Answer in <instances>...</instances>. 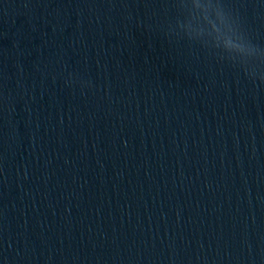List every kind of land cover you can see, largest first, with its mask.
Instances as JSON below:
<instances>
[{"label": "water", "instance_id": "obj_1", "mask_svg": "<svg viewBox=\"0 0 264 264\" xmlns=\"http://www.w3.org/2000/svg\"><path fill=\"white\" fill-rule=\"evenodd\" d=\"M0 264H264V0H0Z\"/></svg>", "mask_w": 264, "mask_h": 264}]
</instances>
